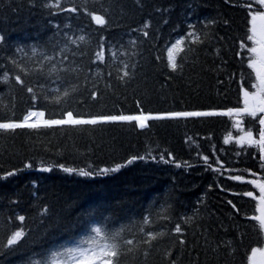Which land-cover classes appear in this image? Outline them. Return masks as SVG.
Segmentation results:
<instances>
[{"label": "trees", "instance_id": "1", "mask_svg": "<svg viewBox=\"0 0 264 264\" xmlns=\"http://www.w3.org/2000/svg\"><path fill=\"white\" fill-rule=\"evenodd\" d=\"M248 3L0 0V122L30 110L56 119L240 109L243 90L259 84L241 48ZM260 116L0 130V264H83L62 253L98 247L105 233H119V264H248L264 240L253 195L264 180ZM249 132L258 142H239ZM149 233L159 235L146 244Z\"/></svg>", "mask_w": 264, "mask_h": 264}, {"label": "snow or ice", "instance_id": "2", "mask_svg": "<svg viewBox=\"0 0 264 264\" xmlns=\"http://www.w3.org/2000/svg\"><path fill=\"white\" fill-rule=\"evenodd\" d=\"M253 3L258 4L260 6V9H264V0H249V3L245 6L249 8V14L251 15V28H250V35L246 36V39L241 43V48L246 49L247 52L251 53L252 56L249 57L251 60V63L248 64L249 68H252L256 72V79L259 81V84H253L251 87L257 88L261 93H264V70L257 69V60L253 57H259L260 63L262 68H264V10L255 9L253 10ZM58 6V5H57ZM68 11L75 12L77 11L76 8L68 9ZM88 15L91 16V19L97 24V25H105L106 20L103 15H96L93 13H88ZM257 21L261 22V30L259 33H257ZM147 35V33H145ZM259 37V38H258ZM81 40L84 39L83 36L80 37ZM251 41L253 46L248 47L247 42ZM182 41H177V44H181ZM257 45L259 46V51L257 48ZM175 47V45L173 46ZM98 59H103V52L97 53ZM243 62V61H242ZM15 63V62H14ZM169 63L170 66L175 69L176 63L171 57V50L169 54ZM125 75L127 73L125 72ZM246 77L241 74V81H244ZM16 80L20 83H23V81L20 79L19 76L16 77ZM241 88H244L243 83L241 84ZM28 92H33L32 88H28ZM65 96L68 95L67 92L64 93ZM243 97H244V105L245 107L243 109H229L228 112L223 113H217V112H176V113H169L167 114L168 117L176 118V117H206V116H215V115H226L230 116L235 111L237 114L240 112H245L251 115L252 117H256L257 113H264V98H261L259 101V106H250L249 100L255 99L256 94L250 92L248 90H243ZM33 99H36L35 95H33ZM44 112H34L30 111L27 115L24 116L23 120L20 122H4L0 123V130H11L15 131L16 129H23V128H29V129H38L40 127L45 128H51L53 126H72V127H78V126H85V125H98L108 122H117V121H127L132 122L135 121L137 125L140 128L147 127L146 121L150 119H164L165 116H150V115H144L141 113L140 115H102V116H94L88 119L81 118L79 116H74L72 111H66L63 113V118L61 119H44ZM36 117L37 119L34 122L32 121V118ZM258 123L261 126H264V116H260L258 118ZM249 140H251V132L248 134ZM260 145L262 146V149H264V128L260 130ZM136 159H143V157H132V159L128 160L126 163L131 164ZM205 160H207V157H205ZM124 165H117L115 168L112 169H101L102 173H108V172H116L119 171L120 167H123ZM27 167H30V165H27ZM63 167V166H61ZM264 167V165H262ZM45 171H49L50 169H44ZM65 172H73L74 169L64 168ZM14 173H8V175H13ZM93 173L85 171V170H79V175L81 176H90ZM233 179L240 180L241 177H233ZM261 192V204L264 205V185H258ZM245 195L252 196V192H247ZM46 211V210H45ZM262 216L256 217L260 221V226L264 227V208L261 209ZM18 219L23 222L25 220V217L20 216ZM145 223L147 224V219L145 220ZM93 231L96 233V235L99 237L101 235L102 229L101 228H95ZM143 231V229H142ZM175 231L177 233L181 232L180 225H177L175 228ZM157 235L159 234H152L149 233V239L145 240L144 243L151 244L152 240H155L157 238ZM119 236V233H116L115 235H110L108 233L104 234L103 237V243H101L98 247H77L74 249H68L65 253H62L63 256L66 258H69L71 261H81L83 264H119V258L122 255L121 252V246L118 242L117 237ZM25 237V232L23 229L17 230L12 233L11 237L7 240V246L13 247L16 246L18 243L22 242V239ZM183 242V241H182ZM127 245H132V240H127L124 242ZM128 251H132L131 248L128 249ZM255 249L253 252L255 253Z\"/></svg>", "mask_w": 264, "mask_h": 264}, {"label": "rangeland", "instance_id": "3", "mask_svg": "<svg viewBox=\"0 0 264 264\" xmlns=\"http://www.w3.org/2000/svg\"><path fill=\"white\" fill-rule=\"evenodd\" d=\"M260 30H261V22L260 21H257V33H259ZM257 48H258V51H259V46L258 45H257ZM254 59L257 60V69L264 70V68H262V66H261L259 57L257 56ZM250 94H252V93H250ZM255 94H256V98L255 99H250L249 100V104H250V106H257L258 107L259 106V101H260L261 98H263V95L260 94V93H255ZM34 112H37V111H34ZM207 112H214V111H207ZM242 113H245V112H240L239 114H237L236 112H233V114H235V115H240ZM138 115H140V114H138ZM144 115L154 116V115H151V114H144ZM36 119H37L36 117H33L31 122H34ZM147 122L148 121H146V124H147ZM240 140H241L240 142H243V141H246V142H249V143L250 142H254V139L252 137H251V140H249V137H248L247 134H245L244 136H242L240 138ZM258 185H264V184L263 183H258ZM258 189L260 191V188H258ZM262 208H264V205L261 204V209ZM258 217H259V214H258ZM263 230H264V227H263ZM251 264H264V251H257V252H255L254 255L252 256V263Z\"/></svg>", "mask_w": 264, "mask_h": 264}]
</instances>
